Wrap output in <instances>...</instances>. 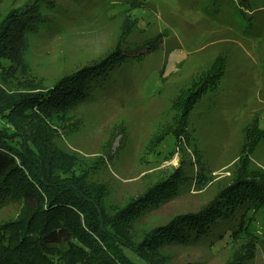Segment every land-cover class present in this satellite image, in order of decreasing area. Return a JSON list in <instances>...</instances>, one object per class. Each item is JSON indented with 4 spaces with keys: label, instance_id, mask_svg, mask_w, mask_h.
Returning a JSON list of instances; mask_svg holds the SVG:
<instances>
[{
    "label": "rangeland",
    "instance_id": "rangeland-1",
    "mask_svg": "<svg viewBox=\"0 0 264 264\" xmlns=\"http://www.w3.org/2000/svg\"><path fill=\"white\" fill-rule=\"evenodd\" d=\"M22 14V32L8 31L19 63L0 64L6 93L36 95L115 64L93 79L88 101L55 112L43 129L53 131L49 146L74 157L77 176L104 188L107 211L182 176L177 193L134 221L137 242L240 178L264 177V0H0V26ZM21 208L1 205L0 224ZM247 209L254 233L169 246L162 264H264V211Z\"/></svg>",
    "mask_w": 264,
    "mask_h": 264
},
{
    "label": "trees",
    "instance_id": "trees-1",
    "mask_svg": "<svg viewBox=\"0 0 264 264\" xmlns=\"http://www.w3.org/2000/svg\"><path fill=\"white\" fill-rule=\"evenodd\" d=\"M24 19L28 21L25 14L13 16L0 26V64L19 63L18 44L8 31L22 32ZM111 61L67 75L36 95L0 89V206L22 204L16 218L0 224V264H162L160 252L169 246L193 241L228 244L254 233L243 210L249 207L247 215L252 209L264 211V177L240 178L203 210L177 215L137 242L131 233L134 221L158 208L157 201L177 189L174 184L182 176L177 173L174 181L109 213L104 188L77 176L74 157L48 145L54 143L49 132L53 131H43L48 129L46 118L88 101L93 79L113 70ZM28 125L35 130L27 131ZM220 221L229 224L226 232H214ZM215 234L221 235L218 242Z\"/></svg>",
    "mask_w": 264,
    "mask_h": 264
}]
</instances>
